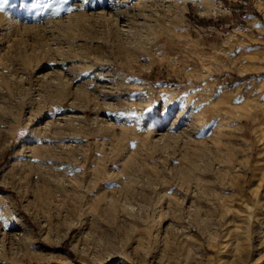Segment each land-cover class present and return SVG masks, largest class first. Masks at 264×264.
Listing matches in <instances>:
<instances>
[{"label":"rangeland","instance_id":"1","mask_svg":"<svg viewBox=\"0 0 264 264\" xmlns=\"http://www.w3.org/2000/svg\"><path fill=\"white\" fill-rule=\"evenodd\" d=\"M0 4V264L234 261L264 171V0Z\"/></svg>","mask_w":264,"mask_h":264},{"label":"bare ground","instance_id":"2","mask_svg":"<svg viewBox=\"0 0 264 264\" xmlns=\"http://www.w3.org/2000/svg\"><path fill=\"white\" fill-rule=\"evenodd\" d=\"M128 2H127V4H128ZM115 3L117 4V2H115ZM122 4H121V6H123ZM124 4H125V1H124ZM127 4H125V5H127ZM117 8H116V10H117ZM119 12H120V10H118V13ZM99 14L104 15V13H100V12H99ZM115 15H116V13H115ZM119 15H120V13H119ZM121 15L124 16L123 14H121ZM103 18H105V15L103 16ZM105 19H109V18H105ZM121 26H123V28L121 29L123 32H130L127 29L129 27V25L125 24V25H121ZM46 77H47V74H41V75H39L38 78L44 79ZM131 118L132 117H130V119ZM115 119H116L115 125H117L118 127L122 126V125L130 124L129 121H131L128 118V116L127 117H122V116L120 117V115H119L118 118H115ZM255 196H256V202L253 205H250L248 207L249 208L248 216L245 219L246 225L243 226V228L241 229V233H239V236H238V242L241 245V249H240L238 255L236 256L235 260L231 261L230 264H264V200H263V198H264V171H263L262 176H261L260 185L258 186L257 190L255 191ZM249 241L255 243L254 246H251L252 251H255L257 253V258H255V259L248 257V253L250 252L249 249L251 250V247L249 245ZM241 253H245L246 257L243 258L242 256H244V255H242ZM208 264H212L211 259H209Z\"/></svg>","mask_w":264,"mask_h":264},{"label":"snow or ice","instance_id":"3","mask_svg":"<svg viewBox=\"0 0 264 264\" xmlns=\"http://www.w3.org/2000/svg\"><path fill=\"white\" fill-rule=\"evenodd\" d=\"M65 2V0H52V4L53 5H59V4H63ZM32 7H35V5H31ZM49 8H52V5L48 6ZM3 10V5L0 4V11ZM71 10V9H69ZM53 11H58V8H53Z\"/></svg>","mask_w":264,"mask_h":264}]
</instances>
